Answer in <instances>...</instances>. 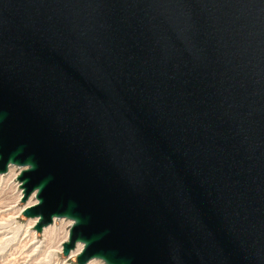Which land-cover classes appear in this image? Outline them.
I'll return each mask as SVG.
<instances>
[{
  "label": "water",
  "instance_id": "95a60500",
  "mask_svg": "<svg viewBox=\"0 0 264 264\" xmlns=\"http://www.w3.org/2000/svg\"><path fill=\"white\" fill-rule=\"evenodd\" d=\"M76 264H264V0H0V174Z\"/></svg>",
  "mask_w": 264,
  "mask_h": 264
},
{
  "label": "rangeland",
  "instance_id": "374dc122",
  "mask_svg": "<svg viewBox=\"0 0 264 264\" xmlns=\"http://www.w3.org/2000/svg\"><path fill=\"white\" fill-rule=\"evenodd\" d=\"M13 184L5 176H0V264H76L75 256L82 248H76L62 255L63 237L59 220L49 224L40 232L33 230L35 218H27L20 211L34 200L31 194L21 202L14 194ZM22 196V193H21ZM85 264H104L92 259Z\"/></svg>",
  "mask_w": 264,
  "mask_h": 264
},
{
  "label": "built area",
  "instance_id": "2783aa9c",
  "mask_svg": "<svg viewBox=\"0 0 264 264\" xmlns=\"http://www.w3.org/2000/svg\"><path fill=\"white\" fill-rule=\"evenodd\" d=\"M24 168H25L24 166L9 165L6 169V171L4 173L0 174V176H5L6 178H8V180L13 184L14 190H15L14 194H16L18 199L21 198V188L19 187V182L17 181L16 177L20 173V171L23 170ZM34 202H35V200L28 203V205H31ZM28 205H26V206H28ZM54 220H59V222H60L59 224L62 225V227H60V229L62 231H65V232H63V237L65 234H68V230L72 224V221L68 218L60 217V218H53L52 223H54ZM75 247H76V243L74 245V248Z\"/></svg>",
  "mask_w": 264,
  "mask_h": 264
},
{
  "label": "bare ground",
  "instance_id": "6f19581e",
  "mask_svg": "<svg viewBox=\"0 0 264 264\" xmlns=\"http://www.w3.org/2000/svg\"><path fill=\"white\" fill-rule=\"evenodd\" d=\"M50 225H51V224H50ZM46 227H47V226H46ZM44 228H45V227H43L42 230H43ZM77 244H78V243H76V246H77ZM80 244H81V243H80ZM75 248H76V247H75ZM75 248H74V249H75ZM74 249H72V250H74ZM72 250H70L69 253H70ZM79 252H80V251H79ZM79 252H78V253H79ZM91 260H92V259H91ZM89 261H90V260H89ZM89 261H88V262H89Z\"/></svg>",
  "mask_w": 264,
  "mask_h": 264
}]
</instances>
